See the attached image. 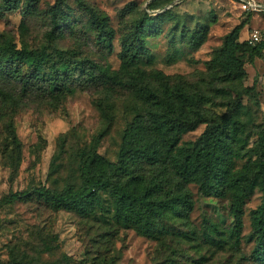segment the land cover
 Listing matches in <instances>:
<instances>
[{"label":"rangeland","instance_id":"374dc122","mask_svg":"<svg viewBox=\"0 0 264 264\" xmlns=\"http://www.w3.org/2000/svg\"><path fill=\"white\" fill-rule=\"evenodd\" d=\"M55 1L40 0L37 9L29 15H24L21 9L2 10L0 43L8 39L18 47L43 44L50 29L48 8ZM88 1L109 14L115 29L113 48L109 50L97 42L96 33L88 27L84 14L77 10L78 21L73 31H65L64 37L57 41L59 48L76 53L69 56L74 66L70 81L75 92L67 96L59 109L49 107L44 101H31L15 115L22 161L19 169L12 173L0 152V264H8L14 257L31 264H168L171 258L184 257L182 262H192L201 256L224 264L239 263L231 249L233 219L229 200L205 196L195 184L189 186L195 205L188 220H167L162 241L114 222L110 211L107 212L108 200L104 211L90 217L74 211L53 210L35 202H1L10 192L31 190L40 185L60 188L70 182L75 176L78 153L98 139V151L111 160L116 159L123 129L137 110V101L119 80L110 85L107 81L115 75L126 79L120 58L121 38L144 12L156 15L169 9L157 17L159 34L149 32L145 36L151 51L141 57L137 65L149 72L162 70L170 75L180 74L206 87L212 81L206 62L236 25L245 22L241 41L254 29L264 31V14L254 12L247 19L236 0ZM70 3L75 5L73 0ZM202 27L207 28L205 41L194 48L188 43L189 35ZM87 60L101 67L93 78L86 73L91 70ZM245 69L246 76L232 84L234 88L219 83L217 86L221 88L208 106L224 112L235 104L236 90L250 88L242 100L248 109V114L244 111L242 117L249 123L247 135L253 134L256 126L264 122V50L253 58L245 55ZM205 127L201 124L185 133L183 141H196ZM55 159L61 167L53 173ZM246 195L240 250L250 255L253 246L248 240L250 213L263 197L260 178L252 183ZM178 249L183 253L174 255Z\"/></svg>","mask_w":264,"mask_h":264},{"label":"trees","instance_id":"16d2710c","mask_svg":"<svg viewBox=\"0 0 264 264\" xmlns=\"http://www.w3.org/2000/svg\"><path fill=\"white\" fill-rule=\"evenodd\" d=\"M39 2L0 0V12L21 9L24 15H29ZM73 2L74 6L70 0H56L49 6L50 29L43 44L18 47L8 39L0 43V152L12 173L22 161V143L14 123L18 111L31 101H44L49 107L59 109L76 90L70 81L74 66L69 62V56L76 53L57 46L65 31L72 32L76 26L75 12L84 14L98 43L109 50L113 48L115 29L109 14L88 0ZM168 10L156 15L144 12L121 38L120 58L126 79L110 76L107 83L119 80L128 87L137 101V110L123 129L116 159L111 160L98 151V139L78 153L75 176L70 182L60 188L40 185L10 192L1 202H35L53 210L74 211L90 217L104 211L108 200L107 212L110 211L114 222L162 241L167 220H188L195 205L189 186L195 184L205 196L229 200L233 219L231 249L238 256L237 264L243 261L264 264V122L256 126L253 134L246 135L249 123L242 117L244 111L248 114V109L242 100L250 88L236 90L235 104L224 112L208 106L221 88L217 86L219 83L234 88L232 84L246 76L245 55L253 58L264 50V31L258 41L250 43L247 38L240 40L245 22L236 25L206 62L212 78L206 87L180 74L149 72L137 65L151 51L145 36L149 32L159 34L157 17ZM244 13L247 19L253 14ZM200 29L188 38L194 48L206 38L207 28ZM87 61L91 70L86 73L93 78L101 67ZM201 124L206 127L196 141H183L185 133ZM59 167L55 159L51 171L55 173ZM257 178L262 181L263 197L250 213L248 240L253 246L250 255H245L240 246L244 237L246 194ZM182 253L178 249L174 255ZM167 261L168 264H224L206 256L192 262H182L184 257ZM8 264L31 262L14 257Z\"/></svg>","mask_w":264,"mask_h":264},{"label":"built area","instance_id":"2783aa9c","mask_svg":"<svg viewBox=\"0 0 264 264\" xmlns=\"http://www.w3.org/2000/svg\"><path fill=\"white\" fill-rule=\"evenodd\" d=\"M243 12H262L264 14V2L260 0H236ZM261 38V31L254 29L248 35L247 39L250 43H254Z\"/></svg>","mask_w":264,"mask_h":264}]
</instances>
